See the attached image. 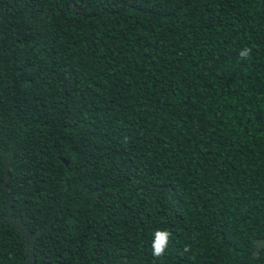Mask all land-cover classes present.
Returning a JSON list of instances; mask_svg holds the SVG:
<instances>
[{
    "label": "trees",
    "instance_id": "obj_1",
    "mask_svg": "<svg viewBox=\"0 0 264 264\" xmlns=\"http://www.w3.org/2000/svg\"><path fill=\"white\" fill-rule=\"evenodd\" d=\"M0 264H264V0H0Z\"/></svg>",
    "mask_w": 264,
    "mask_h": 264
},
{
    "label": "clouds",
    "instance_id": "obj_2",
    "mask_svg": "<svg viewBox=\"0 0 264 264\" xmlns=\"http://www.w3.org/2000/svg\"><path fill=\"white\" fill-rule=\"evenodd\" d=\"M250 48H243L239 51L238 55L241 60L247 59L251 54ZM171 233L167 230L157 229L153 234V240L151 244L152 255L156 258L163 256L169 245Z\"/></svg>",
    "mask_w": 264,
    "mask_h": 264
}]
</instances>
